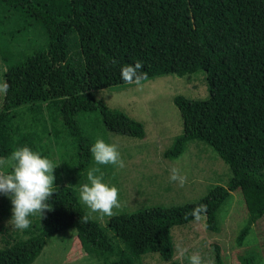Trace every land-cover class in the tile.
<instances>
[{"label":"trees","instance_id":"obj_1","mask_svg":"<svg viewBox=\"0 0 264 264\" xmlns=\"http://www.w3.org/2000/svg\"><path fill=\"white\" fill-rule=\"evenodd\" d=\"M0 9V61L7 65L3 82L10 86L0 108V157L25 146L48 157L36 128L16 122L21 109L45 111L61 124L52 132L56 139L66 134L72 140L74 161L68 165L77 174L86 173L94 158L80 114L98 113L106 131L144 139L142 123L93 94L129 85L122 68L140 61V71L147 73L142 81L206 72L208 100L174 98L183 133L165 157L179 158L197 140L212 147L232 173L227 187L216 186L193 204L111 217L114 237L91 218L80 222L88 212L77 191L55 181L41 232L31 238L11 235L0 248V264H34L54 235L71 229L96 264H140L148 253L184 264L173 260V227L193 221L190 213L204 204L207 228L217 232V211L239 189L250 216L237 239L244 247L264 217V0H0ZM35 26L43 44L20 49L28 42L20 36ZM212 249L215 264H223L220 247ZM242 262L256 259L248 255Z\"/></svg>","mask_w":264,"mask_h":264},{"label":"rangeland","instance_id":"obj_2","mask_svg":"<svg viewBox=\"0 0 264 264\" xmlns=\"http://www.w3.org/2000/svg\"><path fill=\"white\" fill-rule=\"evenodd\" d=\"M24 40L28 42L25 46L20 45L22 50L40 47L43 44L41 29L32 27L28 35L20 36L19 41ZM13 51L17 52V49ZM6 70L7 65L0 61V83H3ZM206 79V72L200 70L190 76H162L142 81L141 86L129 84L93 92L96 100H102L110 108L142 123L146 131L144 139L114 134L105 130L100 114L79 115L81 125L92 138L93 145L98 138L104 139L106 143H114L118 145L125 161L126 167L118 169L112 165H97L93 158L89 167H99L103 173V182L119 189L122 207L114 210L115 215H132L153 207L186 206L205 198L216 186H228L232 178L230 167L212 147L201 141L190 142L185 153L177 159L165 157L167 149L183 133V122L174 104V98L181 95L191 100H208ZM3 100L4 93H0V108ZM16 113V122L22 128L34 127L41 135V147L48 152L47 158L57 165L54 171L55 184L71 186L77 191L80 200L79 186L88 182L87 172L77 174L73 163L68 165L74 161L72 140L66 134L56 139L52 132L54 126L61 129V124H54L45 111L40 115L26 109ZM173 167L178 168L182 175H186L187 182L183 187L170 181V170ZM3 171L11 172V167ZM80 202L82 203L81 200ZM82 205L89 213L87 206L83 203ZM12 207L11 200L0 193V248H3L4 243L15 233L24 238L38 235L44 224V217L36 214L29 217L32 223L28 229H13L8 223L13 216ZM98 217L99 214L94 213L91 219L106 230L110 237H114L108 228L111 217L105 216L103 220ZM249 218L242 191L239 189L232 192L216 213L219 227L217 232L208 230L205 215L198 222L193 220L188 224L173 227V260H180L184 264L188 260L190 264L191 256L198 255L202 264H215L212 246L217 244L221 249L223 264H243V259L248 255L255 257L256 264H264V217L252 227L244 247H239L237 243L239 234ZM34 264L96 263L82 248L77 230L71 229L54 235ZM140 264L171 262H164L159 254L148 253Z\"/></svg>","mask_w":264,"mask_h":264},{"label":"clouds","instance_id":"obj_3","mask_svg":"<svg viewBox=\"0 0 264 264\" xmlns=\"http://www.w3.org/2000/svg\"><path fill=\"white\" fill-rule=\"evenodd\" d=\"M142 67L140 61L134 65H125L122 68V80L141 86L142 80L147 78V73L140 71ZM9 87L7 82L0 83V93L6 94ZM90 151L97 165H112L118 169L126 167L118 145L114 143H106L104 139L98 138ZM7 167H11L12 171H3ZM56 168L52 160L42 157L27 146L15 150L10 157H0V193L7 196L13 206L9 226L21 231L28 229L32 223L30 216H44L46 211H51L48 201L54 194ZM170 171V181L183 187L187 182L186 175H182L175 167ZM87 181L79 186V194L80 200L90 211L80 218V222L87 223L94 213H98L101 220L105 216H114V210L122 207L119 189L103 182V173L99 167L87 170ZM207 210V205L202 204L193 209L190 215L198 222ZM190 264H202V261L198 255H193Z\"/></svg>","mask_w":264,"mask_h":264}]
</instances>
